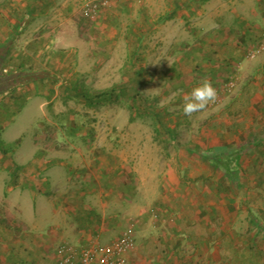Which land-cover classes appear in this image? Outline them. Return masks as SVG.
<instances>
[{"label":"rangeland","instance_id":"rangeland-1","mask_svg":"<svg viewBox=\"0 0 264 264\" xmlns=\"http://www.w3.org/2000/svg\"><path fill=\"white\" fill-rule=\"evenodd\" d=\"M30 1L0 0V46L8 45L0 74L19 71L25 60V70L30 67L46 76L19 83L1 95L0 117L6 116L2 106L11 97L26 101L23 124L34 121L35 142L45 152L41 165L62 161L57 177L64 175L68 188L80 190L70 207L86 216L94 208L105 220L108 215L118 218L107 231H96L91 215L84 227L78 220L68 222L74 234L53 243L54 250L66 242L77 247L111 243L129 229L134 243L125 250L123 264H146L140 246H151L163 230L175 228L183 235L170 242L186 254L194 250L190 236H200L203 248L213 252L219 214L231 216L235 203L237 216H231L226 232L232 241L250 239V210L264 199V189L259 188L264 180V121L258 122L260 108H235L248 114L238 126L243 115L226 107L250 73L264 63V43L225 70L207 53L197 66L189 60V45L200 35L195 39L191 34L189 11L199 9L203 0H117L93 16L85 14V0H52L49 6L33 0L35 12L18 21L14 10L22 14ZM219 1L221 5L215 1L212 6L234 2ZM138 68L141 73L135 76ZM132 77L137 90L97 103L71 95L63 85L75 83L78 90L95 92ZM204 78L217 89L218 99L204 113L185 116L183 97ZM146 104L156 115L142 110ZM28 141L24 139L27 148ZM224 143H234L242 154L238 164L231 163L238 171L236 187L224 168H215L200 155L201 150ZM11 158L1 160L6 165ZM41 176L50 182L48 172ZM12 183L8 179L7 186ZM64 187L50 182L47 197L56 198ZM9 202L0 201V217L3 225L12 227L19 215ZM171 214L189 216V221H174Z\"/></svg>","mask_w":264,"mask_h":264},{"label":"crops","instance_id":"crops-1","mask_svg":"<svg viewBox=\"0 0 264 264\" xmlns=\"http://www.w3.org/2000/svg\"><path fill=\"white\" fill-rule=\"evenodd\" d=\"M215 1L220 2L219 0H203L199 9L191 8L189 11L191 34L195 39L198 38V34L200 35L199 39L189 45V60L200 65L205 60L204 55L207 53L219 60V68H223L225 59H230V62H233L232 64H240L246 59L245 56L250 49L258 45L259 42L264 43L262 37L264 32V0H234L231 4L213 7L212 4ZM219 5L221 4L219 3ZM195 13L198 15H194ZM251 51H249V54ZM232 56L233 60L230 58ZM248 77L247 81L240 86L236 98L226 108L232 109L233 113L236 114L239 112L237 113V110H234L235 108H247L248 110L252 107L260 108L262 116L258 122H262L264 121L262 120L264 118V63L260 64ZM240 97L241 100L237 101ZM26 105L27 102L20 101L17 96L11 97V100L2 106L6 116L0 117V138L12 145L10 151L0 152V201L9 200L12 208L17 206L13 211L19 215V221L12 227L3 225V217H0V264H56L58 253L56 248L54 250L53 243L74 234L72 230H69L68 222L78 220L84 227L90 220L91 215L98 227L95 230L100 231L106 228L107 231V228L112 226L114 222L116 223L118 218L116 214L114 216L108 215L105 220L102 218L104 215L101 214V216L100 212L94 210V208L93 211L89 212V216H86L79 212L80 210H73L70 207L74 204L72 197L79 194L80 190L68 188L64 175H61L60 178L57 177L59 174L57 175L56 171L63 169L62 161L59 163L57 161L56 164L53 163L55 165L50 167H48L49 164L41 165V159L45 152L35 142L34 121L31 119L30 124L28 122L23 124L22 115L27 108ZM242 113L239 114L242 116ZM247 115L246 113L242 116L237 123L238 126L245 123L244 116ZM20 120V125L14 129ZM258 136H262V134ZM25 138L29 139V148L25 146ZM16 140H18V143H15ZM39 153L41 156H38ZM6 155L12 158L4 165L1 159H4ZM45 162L52 163L54 161L47 160ZM14 164L20 167L17 168ZM45 172H48L52 184L57 183L61 187H64L65 184V187L59 191V196L56 198L54 196L47 197L46 193L50 187V182H47L48 178L45 181L43 178H39ZM8 179H13V183L9 187L7 186ZM260 187L264 189V180L260 181ZM60 195L63 196V199H60ZM260 203L262 205L259 204L253 210L250 208V223L253 227L250 230V239H245L242 242L241 237L238 241L233 240V244L238 252L244 251L247 246L255 247L256 250L260 249L263 252V259L261 260L264 264V199ZM76 204L78 203L76 202ZM235 204L232 215L236 217L238 211L234 213L237 210ZM105 205L104 203L103 208ZM171 215H173L171 219H174V221H189V216ZM219 215L221 219L219 236L229 237L226 229L230 227L232 215ZM156 216L159 217L157 212L155 213ZM35 224L38 225L36 229H34ZM27 227L29 229H26ZM62 227H65V229H62ZM183 232V230L175 228L170 231L163 230V236L156 238L151 246L146 244L140 246L141 261L147 259L146 264H179L182 262L188 264L189 254L181 250L178 245H172V242H170L173 236L183 235ZM85 234H81L83 239ZM185 235L189 238L188 234ZM240 235L242 236V234ZM162 238H164L163 241ZM227 242L231 243L232 241L229 239ZM209 248L201 246L200 253L203 261L200 264H206L210 257H214L215 251L223 250H218L219 248L215 250L214 248L213 252H210L211 249ZM178 256L179 258H177ZM181 256L183 257L181 258ZM131 263L129 262V264ZM234 263L241 264L240 261Z\"/></svg>","mask_w":264,"mask_h":264},{"label":"trees","instance_id":"trees-1","mask_svg":"<svg viewBox=\"0 0 264 264\" xmlns=\"http://www.w3.org/2000/svg\"><path fill=\"white\" fill-rule=\"evenodd\" d=\"M36 2V1H35ZM30 1L28 6L25 5V10L22 14L18 13V10H14L13 14L15 17L18 18V21H22L25 18L26 14L33 13L35 12V8L38 6L36 3ZM44 6H49L52 4V0H43ZM42 5V6H43ZM41 6V5H40ZM15 32H13L14 34ZM12 34V35H13ZM12 38V37H11ZM7 47L8 45L4 44L0 46V68L1 64L5 62L6 59V53H7ZM233 60V56L230 57ZM224 66L223 68L226 69L230 67V65L233 62H230V59H225L224 60ZM26 62L25 60L20 63V70L17 72H14L13 74H7L3 75L0 74V96L4 95L6 91L11 90L13 87H16L19 83L23 82H28L30 80L39 78V77H44L46 76V72H35L32 70L30 67L28 70H25V65ZM199 66V63L197 64ZM32 70V71H31ZM140 68H138L135 71V76L140 75ZM134 83V78H129L127 81L122 82L121 84H116L112 85L109 88L102 89L100 91H90V90H78V87L76 86L75 83H70V82H64L63 85H65L66 91H70L69 93L71 95L78 96L85 101L89 103H97V102H104V101H109L112 99L114 96L117 94H123L125 96H128L130 89L134 90L136 87L133 85ZM137 90V89H136ZM137 92V91H136ZM140 106V105H139ZM144 112H149L152 111L154 115H156L155 110L151 108L150 104H146L144 106H140ZM236 123V122H233ZM15 143H18V140L15 141ZM260 143V142H259ZM12 149V145L4 142L0 138V152L1 153H6L7 151H10ZM200 155L207 157L210 159L215 168L217 167H222L225 169V171L229 174L230 180L233 183V185L236 187L237 184V174L238 171L236 168L231 166L234 163L238 164L241 160L242 154L241 152L235 147L234 143L230 144H216L211 147H207L203 150H201ZM263 155V153H262ZM38 156H41L39 153ZM232 163V164H231ZM17 168L20 167L17 164H14ZM215 238L217 239L215 250H220L221 251H215L214 257H210L206 264H235L234 262L240 261L241 264H262L263 259V252L259 249L256 250L257 248L255 247H248L242 251L238 252L236 249V246H234L233 241L227 242L230 239L229 237H220L219 232L215 229V231L212 233ZM194 244V250L192 251L191 254H189V263L188 264H200V257H201V246L203 244L202 238L200 236H190ZM156 246V244H155ZM180 255V254H178ZM183 256H181L182 258ZM179 258V256L177 257ZM179 264H186L185 262L179 263Z\"/></svg>","mask_w":264,"mask_h":264},{"label":"built area","instance_id":"built-area-1","mask_svg":"<svg viewBox=\"0 0 264 264\" xmlns=\"http://www.w3.org/2000/svg\"><path fill=\"white\" fill-rule=\"evenodd\" d=\"M114 1L117 0H85L83 9L87 16H93ZM262 37L264 38V32ZM253 50L257 52L259 48ZM133 243L134 237L129 229L122 230L113 242L102 245L91 244L77 247L67 242L61 243L57 247L56 264H123L124 252Z\"/></svg>","mask_w":264,"mask_h":264},{"label":"clouds","instance_id":"clouds-1","mask_svg":"<svg viewBox=\"0 0 264 264\" xmlns=\"http://www.w3.org/2000/svg\"><path fill=\"white\" fill-rule=\"evenodd\" d=\"M218 99L217 89L212 82L204 78L183 97V114L191 117L194 113H204Z\"/></svg>","mask_w":264,"mask_h":264}]
</instances>
